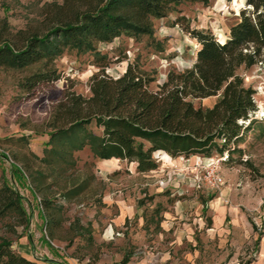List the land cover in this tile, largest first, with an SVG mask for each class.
Returning a JSON list of instances; mask_svg holds the SVG:
<instances>
[{"label":"rangeland","instance_id":"1","mask_svg":"<svg viewBox=\"0 0 264 264\" xmlns=\"http://www.w3.org/2000/svg\"><path fill=\"white\" fill-rule=\"evenodd\" d=\"M50 1L53 0H0V17L6 18L14 29L37 24L41 6ZM247 6V0L184 1L165 16L153 19L151 37L120 34L110 41H99L96 50L106 54L108 74L117 77L124 72L127 62H136L154 77L150 87L157 89L171 71H182L194 63L199 43L188 27L210 29L224 41L230 26ZM53 63L60 78L28 91L21 89L20 83L39 64L21 70L0 66V154L7 156L0 155V176L23 196L34 239V235H42L79 264H116L127 253L142 255L145 250L156 251L160 246L158 232L163 212L178 201L195 198L196 191L192 188L173 193L170 186L178 183L186 185L185 188L191 182L202 185L205 192L198 197L202 202L214 199L224 187L228 188L230 199L225 204L241 206L252 223L264 217V50L256 63L238 69L245 85L255 90L261 122L246 132L239 144L242 153H234L231 160L227 152L223 156L196 154L171 160L169 154L167 157L155 152L158 167L144 173L135 171L133 164L126 161L101 160L88 148L74 153L75 165L71 168L63 164L47 166L39 161L48 140L45 122L52 107L67 88L89 96V78L99 69L91 51L79 53L67 48ZM220 95L191 100L196 107L208 108ZM10 160L26 176L17 184ZM211 166L217 167L224 177V184L217 189L203 182V175ZM78 185L83 190L77 196L69 199L62 196ZM42 197L62 209L45 210L40 204ZM122 203L131 205L134 211L116 222ZM156 207L159 213L153 215ZM204 214L211 215L209 208ZM49 215L61 219V224L51 229L52 235L45 222L50 220ZM6 223H10L9 218L0 221V237L13 241L23 231L22 227L17 225L11 232Z\"/></svg>","mask_w":264,"mask_h":264},{"label":"trees","instance_id":"2","mask_svg":"<svg viewBox=\"0 0 264 264\" xmlns=\"http://www.w3.org/2000/svg\"><path fill=\"white\" fill-rule=\"evenodd\" d=\"M184 1L210 0H61L44 3L37 24L12 28L0 17V66L38 68L23 78L20 88L33 89L40 83L60 78L53 60L65 49L94 52L99 69L89 78L91 94L84 96L67 88L52 107L45 126L48 140L39 158L47 166L75 165L74 153L84 148L101 160L116 158L135 163V171L148 172L158 167L154 153L162 151L173 158L200 154L224 155L232 159L242 153L239 147L246 132L258 121L255 90L245 85L238 73L240 66H251L264 50V0H247V7L230 26L229 36L219 40L205 28H187L199 46L190 68L171 71L165 82L152 89L154 81L136 62H127L119 76L108 74L106 54L96 47L99 41H110L120 34L147 35L154 32V18ZM208 108L196 107L192 98L220 94ZM3 158L4 155L0 154ZM12 177L21 180L25 174L12 163ZM36 185V184H35ZM82 185L66 190L65 199L77 196ZM45 210L62 209L42 197ZM159 209L153 210L158 215ZM49 234L61 224L60 218L49 215ZM11 232L29 225V214L19 191L0 176V221ZM160 219L157 220V223ZM19 236V235H18ZM12 240L0 237V264H38L11 247ZM51 245V244H50ZM129 253L121 259L124 264Z\"/></svg>","mask_w":264,"mask_h":264},{"label":"crops","instance_id":"3","mask_svg":"<svg viewBox=\"0 0 264 264\" xmlns=\"http://www.w3.org/2000/svg\"><path fill=\"white\" fill-rule=\"evenodd\" d=\"M157 152L169 157L162 151ZM131 164L135 169V163ZM188 185L190 187L186 188L179 183L170 186L173 193L188 188L196 193L195 198L178 201L163 212L159 222V249L145 250L142 255L129 254L124 264H264L263 233L258 232L262 231L260 224L264 217L252 223L241 206L225 204V200L230 199L228 188L224 187L214 199L202 202L198 197L203 196L204 187L197 182ZM207 208L211 215L204 214ZM133 211L131 205L122 203L116 222L123 221ZM21 233L11 247L24 257L38 264H79L72 255L63 254L42 235H34V239L29 227ZM165 237L167 240H163ZM120 261L116 264H121Z\"/></svg>","mask_w":264,"mask_h":264},{"label":"built area","instance_id":"4","mask_svg":"<svg viewBox=\"0 0 264 264\" xmlns=\"http://www.w3.org/2000/svg\"><path fill=\"white\" fill-rule=\"evenodd\" d=\"M4 157L7 158V156L5 155ZM10 161H11V164L14 163L12 160ZM203 182L207 187L212 188V189H217L221 187L225 181L219 169L215 166H211V167H208L207 170L205 171L203 175ZM260 228L262 230L263 239H264V220L260 224ZM60 250H62V248H60Z\"/></svg>","mask_w":264,"mask_h":264}]
</instances>
